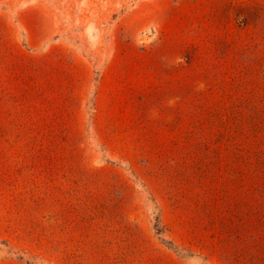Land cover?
<instances>
[{"label":"rangeland","instance_id":"rangeland-1","mask_svg":"<svg viewBox=\"0 0 264 264\" xmlns=\"http://www.w3.org/2000/svg\"><path fill=\"white\" fill-rule=\"evenodd\" d=\"M143 1L0 0V24L23 43L18 17L44 13L50 41L93 59ZM196 25L201 43L183 64L187 143L142 136L126 154L104 146L97 162L101 149L62 147L46 177L0 147V264H264V61L244 49L234 61L227 21L221 37ZM155 36L141 29L138 45Z\"/></svg>","mask_w":264,"mask_h":264},{"label":"crops","instance_id":"crops-1","mask_svg":"<svg viewBox=\"0 0 264 264\" xmlns=\"http://www.w3.org/2000/svg\"><path fill=\"white\" fill-rule=\"evenodd\" d=\"M27 16L29 22L21 16L17 23L23 43L16 39V28L9 33L10 21L0 24V147L13 155V162L27 163L36 177L55 167L62 147L83 154L92 146L101 149L89 158L97 162L104 161V146L110 155L112 145L126 154L128 147L139 149L136 139L142 136L149 145L187 143L188 72L183 73V64L189 61L190 45L201 43L193 37L199 21L201 32L218 37L227 21L234 61L242 49L258 55L250 60L246 55V61H264V0L139 2L120 21L123 30L114 31L107 54L103 48L93 59L70 43L50 41L55 30L41 26L44 13L29 10ZM132 24H138L136 30ZM150 27L156 36L141 48L138 34ZM50 157L52 166L40 164Z\"/></svg>","mask_w":264,"mask_h":264}]
</instances>
